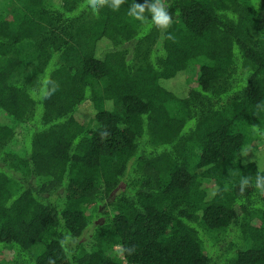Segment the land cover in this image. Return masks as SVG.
Here are the masks:
<instances>
[{
	"label": "trees",
	"instance_id": "trees-1",
	"mask_svg": "<svg viewBox=\"0 0 264 264\" xmlns=\"http://www.w3.org/2000/svg\"><path fill=\"white\" fill-rule=\"evenodd\" d=\"M3 1L0 264H264V0Z\"/></svg>",
	"mask_w": 264,
	"mask_h": 264
},
{
	"label": "clouds",
	"instance_id": "clouds-1",
	"mask_svg": "<svg viewBox=\"0 0 264 264\" xmlns=\"http://www.w3.org/2000/svg\"><path fill=\"white\" fill-rule=\"evenodd\" d=\"M122 0H112L113 9H118ZM95 7V5H94ZM150 14L151 23L158 29H164L171 23V16L162 3V0H144L143 4L134 3L129 11V16L143 22L146 19L145 12Z\"/></svg>",
	"mask_w": 264,
	"mask_h": 264
},
{
	"label": "rangeland",
	"instance_id": "rangeland-1",
	"mask_svg": "<svg viewBox=\"0 0 264 264\" xmlns=\"http://www.w3.org/2000/svg\"><path fill=\"white\" fill-rule=\"evenodd\" d=\"M0 3H1V7H3L4 1L0 0ZM200 66H201V64L199 62L196 64L195 63L192 64L191 66H189L188 71L185 74L181 75L180 76L181 78L180 79L178 78L177 81L181 82L182 80L183 81L189 80V82L192 85H196V79L198 76ZM174 84H175V82H174ZM93 114H94V111L92 110V108L85 107V108H81L77 112L76 116L80 122H82L84 124L89 123L92 125L91 118H92ZM254 147H255V150L253 149L252 151H250L249 158L259 157V156H262L264 154V139H260L258 142H256L254 144ZM9 256H10V252L8 250L0 248V259L7 258Z\"/></svg>",
	"mask_w": 264,
	"mask_h": 264
}]
</instances>
